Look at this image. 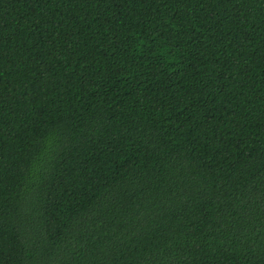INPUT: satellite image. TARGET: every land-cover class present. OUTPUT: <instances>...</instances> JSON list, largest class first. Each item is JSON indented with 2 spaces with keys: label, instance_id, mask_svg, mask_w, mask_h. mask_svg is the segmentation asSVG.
<instances>
[{
  "label": "trees",
  "instance_id": "obj_1",
  "mask_svg": "<svg viewBox=\"0 0 264 264\" xmlns=\"http://www.w3.org/2000/svg\"><path fill=\"white\" fill-rule=\"evenodd\" d=\"M0 264H264V0H0Z\"/></svg>",
  "mask_w": 264,
  "mask_h": 264
}]
</instances>
